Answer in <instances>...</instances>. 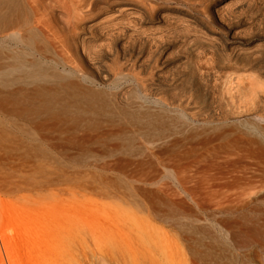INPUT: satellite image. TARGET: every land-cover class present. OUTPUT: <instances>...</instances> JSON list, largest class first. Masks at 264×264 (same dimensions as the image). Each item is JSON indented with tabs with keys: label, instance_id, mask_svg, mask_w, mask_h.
<instances>
[{
	"label": "rangeland",
	"instance_id": "obj_1",
	"mask_svg": "<svg viewBox=\"0 0 264 264\" xmlns=\"http://www.w3.org/2000/svg\"><path fill=\"white\" fill-rule=\"evenodd\" d=\"M122 1L142 4L110 18L137 45L104 60L106 81L85 73L61 95L81 102L39 122L0 95V225L18 259L264 264V0ZM95 29L80 58L108 49Z\"/></svg>",
	"mask_w": 264,
	"mask_h": 264
},
{
	"label": "bare ground",
	"instance_id": "obj_2",
	"mask_svg": "<svg viewBox=\"0 0 264 264\" xmlns=\"http://www.w3.org/2000/svg\"><path fill=\"white\" fill-rule=\"evenodd\" d=\"M141 5L142 4H140V6ZM140 6L133 3V1L132 3H130V1L128 2V1H122V0L120 1H111V0H0V95L1 96L2 94L7 95V99L9 98V100H6V101L8 102V104L9 103L12 104L11 108L13 107V111H14V108L22 110L23 112L26 113L25 115L26 118L28 117V115H31V117L33 115L34 118H36V120L40 122V120L44 117V112L47 110L46 108L50 106L49 109L50 108L53 109V107L55 106L54 109L56 110L58 107H61V105L64 104L62 101H60L61 97L64 96L63 94L67 93L70 95L71 92H74L73 94H75V92L77 93V90L79 91L80 86L82 87V85H84L85 87H87L84 84L85 82L83 83L81 79V77L85 73L88 74L89 77L91 78L97 77L98 79L102 81H106L107 78H109L107 77L109 75L107 73L108 71L106 72L108 63L105 65L104 60L105 59L108 60L109 57L115 58V60H119V58L121 59L120 56H122L124 53L127 52L126 49H128V47L131 44L130 41H132L128 38L130 37L129 34H131V32L129 33L128 31L129 36H127L126 30L124 31L122 30V27H121L123 25L122 22L125 21L123 20L125 16H127L128 14L131 13L132 10H136ZM144 8L146 7L144 6ZM146 10L148 11L149 9H146ZM146 10L143 9V11H146ZM57 12L59 14L60 13L63 14L64 12H66L68 17L66 21L64 20L65 23L63 20L59 19L63 21L64 24H62V22L60 23V21L57 19L58 18L57 15L59 16ZM126 12H128V14ZM143 14H147V13H143ZM112 16H113L112 19L114 18H115L114 20L119 19L118 21L121 20L120 18H123L122 22H119V23H122V25L120 26L121 27L120 29L119 27H117V25H120V24H117V22L115 23V21L113 22L110 19ZM60 17L61 16H59V18ZM135 23L133 24V26L135 27L128 26L129 24L132 25L130 22L127 24V26L130 28H133L132 32L137 34L139 29L137 30ZM58 24H62L61 27H59ZM63 25L64 27H62ZM138 25L139 24H137V26ZM123 26L126 28L125 24ZM95 28H99L100 31L103 32V36L105 35L108 41V43L106 42L108 44L106 45L107 46L106 48L108 49L106 50L105 48L104 49L99 48L100 50L99 51L97 50L98 53L97 52L96 54L95 52L93 53L92 51L95 49L94 46L97 47V45L99 46L100 43H104L103 41H100V43L98 44L95 41L97 45L94 44L93 49L91 51H88V49L90 48L89 47L90 45L89 46L86 45L87 48H85V45L83 46V48L81 49L83 53V57L80 58V56L78 55V49H79L78 46H79V43L82 44L81 38L85 35V33L89 34L92 31L96 30ZM130 28L129 30H131ZM65 32L67 33V35ZM94 34L92 33V35ZM131 35L135 36L134 34H131ZM138 35H140V32H138L137 36ZM68 36L71 37V39H69V43H67L68 42L67 39L69 38ZM87 36L88 35L84 37L87 38ZM84 37L82 39H84ZM135 37L132 38L133 39L132 44H131L132 46L136 44L135 42L137 41V39H135ZM139 37H141V35ZM139 37H138V40H139ZM152 40L154 41L153 38ZM67 44H70V45L74 44V46L72 49L70 48L68 49L67 47H69L70 45L68 46ZM142 45H144V42ZM104 46L105 45L101 47H104ZM119 48H122L121 52H119L120 50ZM140 48L141 47H138L137 50H140ZM117 49L119 50L117 51ZM133 49L131 50L132 53L135 52V50ZM129 50L130 49H128V51ZM132 53L130 54L129 52L128 53L129 56L133 57L134 53L133 54ZM137 53L139 52L137 51ZM125 58H126V54H125ZM129 58L128 57L126 58L127 63H128L127 59ZM135 58H137L136 55H135ZM129 60H132V59H129ZM134 60L135 62L139 61V60L136 61V59ZM134 60L133 62L131 61V63L129 62V66L128 64H125L126 63L124 62L125 60H122V62L125 64V66H128L130 69L131 68L134 69L135 64H136L134 63ZM120 61L121 60H119V62ZM110 62H113V61H110ZM60 64L62 66L64 65L66 68L71 70L70 72L67 70L69 74L67 72H64V73H67L66 75H63L64 73L60 74L59 73L60 69L57 72L58 70L57 67L61 66ZM117 64L119 65V63ZM72 71L76 73L74 77L71 73ZM87 89H86V92H89L87 91ZM81 90H85V88ZM90 91L92 92H89L88 95L90 93L94 94L92 89ZM82 93L84 95L85 92L83 91ZM80 95H81V91H80ZM73 96L74 95H72V98L74 99ZM95 96L93 97L95 98ZM64 97L62 98L64 101L68 99L66 100L67 101L66 104L68 103L72 104L75 102L73 99L71 100V97H70V100L72 102L71 101L68 102L69 97L65 99ZM79 97H81L80 99H82V95ZM79 97H75V100L77 99L79 100ZM90 97L92 98V96ZM99 97L101 99L102 96L101 95L97 96L96 100ZM88 100H91V99H88ZM93 100H91L90 102L88 101L89 103L87 105L93 102ZM96 100H94V102ZM104 100L105 98H103V101ZM61 102L63 104H61ZM77 102H81V101H77ZM77 102L74 103V105L78 104ZM85 103H87L86 99H85ZM66 104H64V106H66ZM79 104L81 106L84 105V103L83 104L79 103ZM94 104L96 105V103ZM43 105L44 106L47 105L48 107L47 106L43 107ZM74 105H71L70 107H68L67 105V107L65 108L63 107V108L64 109L69 108V112H71V108L74 107ZM91 105L93 106L92 103L89 106ZM81 106L80 108H82ZM43 108L46 110H44ZM83 108L81 110H83ZM85 108H90V107H87L85 105ZM54 109L52 111V114L54 112ZM73 109L74 110L72 111H74V113L73 112L72 113L75 114V118H76L77 117L76 113H79L78 112L79 110L75 111V107ZM76 109H77V105H76ZM57 112L61 113L59 111ZM89 112H91V110ZM65 113L68 114V112H65ZM65 113L63 115H65ZM72 113H69L68 115H71ZM73 114L71 115L72 117H73ZM57 115H60V114H57ZM79 115H81V112ZM63 117L64 116H62V118ZM68 117L66 118L68 119ZM72 117L70 120H68L69 122L72 120ZM82 118L83 117L81 116V119ZM63 119H64L63 122L64 121L66 122V119L65 118ZM76 119L79 120L80 116ZM76 119H73V120L76 121ZM73 120L71 121V123H73ZM157 121H154V122L156 123ZM2 129L3 128L0 123V137H2ZM0 224H2L1 221H0ZM7 231H8L7 227L0 225V253L2 251V253L0 254V262H1L0 264H22V262L20 261V259H18L15 253L16 252L15 247L17 245L15 246L14 244V241H13L14 238H10L12 237V235L8 236Z\"/></svg>",
	"mask_w": 264,
	"mask_h": 264
}]
</instances>
